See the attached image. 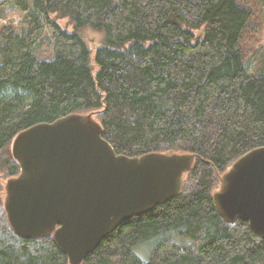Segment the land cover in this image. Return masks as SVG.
I'll list each match as a JSON object with an SVG mask.
<instances>
[{
    "label": "trees",
    "instance_id": "obj_1",
    "mask_svg": "<svg viewBox=\"0 0 264 264\" xmlns=\"http://www.w3.org/2000/svg\"><path fill=\"white\" fill-rule=\"evenodd\" d=\"M23 26L0 28V170L19 174L22 131L92 113L117 155L189 154L181 193L108 234L82 264H264V239L221 220L218 176L264 147V72L240 42L252 12L237 0H3ZM64 24V26L62 25ZM102 35L92 52L79 31ZM50 33L53 55L37 47ZM92 59V62H91ZM0 188V264H69L51 237L9 226ZM150 242L147 260L133 252Z\"/></svg>",
    "mask_w": 264,
    "mask_h": 264
},
{
    "label": "water",
    "instance_id": "obj_2",
    "mask_svg": "<svg viewBox=\"0 0 264 264\" xmlns=\"http://www.w3.org/2000/svg\"><path fill=\"white\" fill-rule=\"evenodd\" d=\"M19 174L4 187V210L24 239L51 237L69 264H82L120 224L181 193L189 154L117 155L93 114H70L20 132L12 142ZM212 200L227 223L247 222L264 239V147L219 177Z\"/></svg>",
    "mask_w": 264,
    "mask_h": 264
},
{
    "label": "rangeland",
    "instance_id": "obj_3",
    "mask_svg": "<svg viewBox=\"0 0 264 264\" xmlns=\"http://www.w3.org/2000/svg\"><path fill=\"white\" fill-rule=\"evenodd\" d=\"M238 2L245 3V5L252 12V20L249 28L243 32V36L240 42V48L243 53V60L245 67L249 74H258V72H264V0H237ZM3 0H0L2 3ZM24 15L19 12L7 10L4 17L0 18V28L5 25H13L16 29H20L23 26ZM64 26V24H62ZM81 39L85 42L88 48L92 52V59L95 49L101 45L102 35L99 32L92 31L90 29H84L79 31ZM52 42L50 39V33L47 30L46 39L37 47L36 54L41 59H50L53 55ZM91 59V62H92ZM96 120V116L93 115ZM97 121V120H96ZM222 176V175H220ZM218 176V188L213 193L219 190V177ZM186 175L183 176L185 179ZM9 178L4 170H0V188L4 193V187ZM3 196V205H4ZM143 247H136L133 249L135 255L143 262L147 260L150 249L152 248L150 242L143 243Z\"/></svg>",
    "mask_w": 264,
    "mask_h": 264
},
{
    "label": "bare ground",
    "instance_id": "obj_4",
    "mask_svg": "<svg viewBox=\"0 0 264 264\" xmlns=\"http://www.w3.org/2000/svg\"><path fill=\"white\" fill-rule=\"evenodd\" d=\"M108 236V235H107Z\"/></svg>",
    "mask_w": 264,
    "mask_h": 264
}]
</instances>
